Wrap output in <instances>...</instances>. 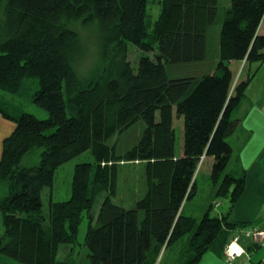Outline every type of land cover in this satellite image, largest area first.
Returning <instances> with one entry per match:
<instances>
[{
	"label": "trees",
	"instance_id": "16d2710c",
	"mask_svg": "<svg viewBox=\"0 0 264 264\" xmlns=\"http://www.w3.org/2000/svg\"><path fill=\"white\" fill-rule=\"evenodd\" d=\"M219 2L158 0L156 18L150 0H0V89L49 113L39 119L0 96V113L15 123L0 158V184L9 186L8 196L0 198V255L21 264H76L85 218L90 264H162L166 251L179 243L187 245L189 258L174 264H198L208 251L223 254L242 226L230 217L247 177L244 169L226 173L233 156L228 137L238 126L234 113L254 76L251 66L264 62V0H230L213 73L200 78L168 74L170 65L207 61L208 30L218 20ZM79 21L97 23L106 47L113 45L116 58L122 55L117 76L103 71L81 85L73 68L84 55L72 26ZM130 45L145 53L137 67L129 60ZM232 61L251 67L246 78L236 79ZM174 107L184 118L179 157ZM140 119L146 129L139 143L118 155L107 142ZM37 148L43 149L39 165L23 167L25 156ZM87 151L96 161L76 166L70 199H50L44 215L43 192L53 187L57 169ZM207 157L213 158L215 198H229L231 206L228 216L219 217L211 216V205L197 220L185 216L184 208L197 192ZM123 160L147 163L146 194L131 209L112 200ZM64 246L72 255L60 261Z\"/></svg>",
	"mask_w": 264,
	"mask_h": 264
},
{
	"label": "rangeland",
	"instance_id": "374dc122",
	"mask_svg": "<svg viewBox=\"0 0 264 264\" xmlns=\"http://www.w3.org/2000/svg\"><path fill=\"white\" fill-rule=\"evenodd\" d=\"M220 11L218 15V20L215 25L211 26L208 30V60L203 64L194 65H170L168 66V74L170 78H179L184 76H197L202 77L208 72H211L214 68L216 55L218 51V42L222 26V14L224 15L225 0H220ZM149 7L154 9V12L158 13L161 9V5L158 0H150ZM223 7V8H221ZM221 20V21H220ZM72 26L77 30L84 47V55L82 58L77 60L73 64L76 76L81 81V85H88L92 78H95L99 73L107 71L109 77L117 76L118 67H120L122 55L120 58H116L115 52L112 46L106 47L104 41H102V35L100 33L97 23L84 24L82 21L73 22ZM129 60L132 65L137 67L139 60L145 53L141 52L135 46H129ZM123 54V53H122ZM151 55V54H149ZM237 66H234V73L237 76ZM247 72L241 76V80L247 77ZM0 96L4 99L6 103L12 106H21L24 112L35 115L39 119H48L49 113L38 106L35 103L28 101L25 98L18 97L16 95L10 94L6 91L0 89ZM183 126L184 118H179L177 116L176 107H174V127L177 134L176 152L181 153L183 145ZM15 128V123L8 118H5L0 113V158L2 155L3 142L6 136L10 135ZM146 129V123L143 119L138 120L130 128L126 129L124 132L119 133L112 137L107 143L110 146H115L117 154L123 156L128 150L132 149L137 145L143 136ZM230 137V136H229ZM233 137V138H232ZM232 140L235 139V134L232 136ZM230 138V139H231ZM43 149L37 148L32 150L27 154L22 162L23 167H34L38 166L41 160V154ZM96 161L95 156L91 151H87L71 161L62 164L56 172V178L53 187L46 188L43 192V214L48 215L50 199L54 202L67 201L71 197V187L74 177V171L78 164L84 162L94 163ZM233 162L228 166L226 173H235L237 169L232 165ZM146 162H119V177L117 184V193L112 197L113 202L116 205L122 206L126 209L134 208L137 202L146 194L147 190V178H146ZM213 166V158H207L204 163H201L198 178H197V192L185 204L184 215L193 217L197 220H201L207 213L209 207L212 205L213 208L210 212L211 216H221L222 213L228 216L230 211V199L229 198H215V190L213 181L211 178ZM9 194V186L7 184H0V198L6 197ZM106 198V193L98 196L94 207L93 213L97 214L99 208ZM219 201L220 206L216 207L214 205L215 201ZM223 216V215H222ZM143 215L140 216V219ZM245 226H250L249 224H241ZM241 226V227H242ZM88 230V219L85 218L80 226L78 234V244L76 246L77 252L76 263L82 264L83 262L89 261V248L85 245L86 234ZM4 233V226L2 220V214L0 211V236ZM189 235L186 236L185 242L188 240ZM187 245L179 243L174 247L170 248L165 253V258L162 264H174L176 261L185 262L189 258V252H186L184 248ZM64 249V248H62ZM60 253V258L62 256V250ZM264 250V249H263ZM163 253L159 258V262L163 257Z\"/></svg>",
	"mask_w": 264,
	"mask_h": 264
},
{
	"label": "crops",
	"instance_id": "0c3cea01",
	"mask_svg": "<svg viewBox=\"0 0 264 264\" xmlns=\"http://www.w3.org/2000/svg\"><path fill=\"white\" fill-rule=\"evenodd\" d=\"M229 7L230 0H225L224 8H221L228 10ZM222 16L224 17L223 14ZM260 32L264 33V25L261 26ZM219 43L220 42H218V44ZM219 59L220 55L218 46L215 61L216 66ZM216 66L208 73H213ZM230 66L232 70L234 69V66L238 67V75L236 79H239L245 71L248 73L249 68L252 67V70H254V76L247 87L240 107L234 113V118L238 120L237 129L230 135V137H228V141L233 147V156L231 159V162H233L232 165L237 169L236 171L244 169L247 177L246 190L241 200L232 211L230 221L233 224L241 223L250 225L246 227H260L264 224V62L258 67L256 65L249 67L244 61H232ZM234 134L235 139L232 140ZM182 155L183 148L181 149V153H177V157ZM222 215L226 214L222 213ZM241 244L245 248L250 245L248 241H242ZM225 247L222 255L213 251L206 252L198 264H264V250L248 251L249 256L242 255L230 262L225 255ZM62 248V256L61 258L59 257L61 253L60 249L58 259L64 261L71 258V248L67 246ZM78 253L79 252L76 250V253L73 256L75 262L77 261L76 255ZM0 264L21 263L4 255H0ZM82 264H90V262H83Z\"/></svg>",
	"mask_w": 264,
	"mask_h": 264
},
{
	"label": "built area",
	"instance_id": "2783aa9c",
	"mask_svg": "<svg viewBox=\"0 0 264 264\" xmlns=\"http://www.w3.org/2000/svg\"><path fill=\"white\" fill-rule=\"evenodd\" d=\"M205 157H203L202 161ZM217 203L216 206H219ZM242 241H248L250 245L254 246V251L264 249V228L253 226L239 228L235 231L230 242L225 247V255L229 261H234L237 257L242 255L249 256L248 249L245 248L241 243Z\"/></svg>",
	"mask_w": 264,
	"mask_h": 264
},
{
	"label": "water",
	"instance_id": "95a60500",
	"mask_svg": "<svg viewBox=\"0 0 264 264\" xmlns=\"http://www.w3.org/2000/svg\"><path fill=\"white\" fill-rule=\"evenodd\" d=\"M261 228H264V224L260 226Z\"/></svg>",
	"mask_w": 264,
	"mask_h": 264
}]
</instances>
